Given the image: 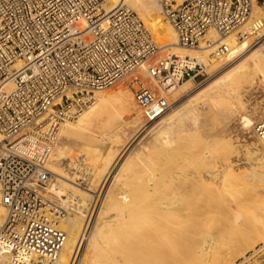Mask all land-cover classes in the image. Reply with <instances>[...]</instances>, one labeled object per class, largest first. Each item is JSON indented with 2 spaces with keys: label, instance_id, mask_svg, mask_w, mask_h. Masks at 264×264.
I'll return each instance as SVG.
<instances>
[{
  "label": "bare ground",
  "instance_id": "obj_1",
  "mask_svg": "<svg viewBox=\"0 0 264 264\" xmlns=\"http://www.w3.org/2000/svg\"><path fill=\"white\" fill-rule=\"evenodd\" d=\"M119 6L135 8L152 37L162 41L161 48L177 56L195 57L210 67L213 61L208 55L218 43L233 44L223 57L227 64L247 47L251 34L241 39L236 33L219 38L209 31L198 48H184L164 20L158 0H108L103 9L110 12ZM259 20L264 21V10L253 1L250 23L241 31ZM263 25L256 26L257 33ZM250 57L244 71H228L217 78L207 98L186 108L179 105L164 116L147 134L155 143H147L139 152L133 150L141 162L125 171L120 168L110 181L111 161L117 163L129 152L135 134L147 124L136 112L132 92L122 87L97 91L76 119L61 122L47 168L57 176V190H64L61 203L74 213L56 222L65 237L55 264H243L256 256L264 247V145L253 127L264 114V50ZM13 67L19 69L22 64ZM191 84L184 80L172 95H188ZM4 88L10 90L11 81ZM108 101L126 109L132 120L115 123L110 140L100 142L86 121ZM214 126L217 131L218 126L223 129L220 134ZM68 132L81 146L120 141L116 156L102 168L108 167L102 181L92 172H81L73 158H63L65 145L58 135ZM213 137L219 148L211 147L208 138ZM63 163L66 169L60 168ZM71 167L73 175L64 172ZM76 173L91 187L79 188L74 182ZM107 180L102 204L88 227L92 193L99 192L94 188L99 183L102 190ZM4 214L0 197V223Z\"/></svg>",
  "mask_w": 264,
  "mask_h": 264
},
{
  "label": "built area",
  "instance_id": "obj_2",
  "mask_svg": "<svg viewBox=\"0 0 264 264\" xmlns=\"http://www.w3.org/2000/svg\"><path fill=\"white\" fill-rule=\"evenodd\" d=\"M107 1L0 0V264H55L59 256L65 233L56 222L72 210L62 194L56 198L47 163L61 122L133 73L134 102L153 121L171 109L175 89L202 69L195 57L161 55L137 13L127 6L106 12ZM158 1L184 48H198L209 31L241 39L263 22L241 31L257 0ZM227 52L218 43L213 54ZM253 128L264 145V114ZM243 264H264V247Z\"/></svg>",
  "mask_w": 264,
  "mask_h": 264
},
{
  "label": "rangeland",
  "instance_id": "obj_3",
  "mask_svg": "<svg viewBox=\"0 0 264 264\" xmlns=\"http://www.w3.org/2000/svg\"><path fill=\"white\" fill-rule=\"evenodd\" d=\"M261 1L262 0H257V4L259 6H261ZM133 10L138 14V12H137V10L135 8ZM138 16H139V14H138ZM140 19L143 21V19L141 17H140ZM249 23H250V21H249ZM249 23L247 25H249ZM263 23H264V21H263ZM147 29L149 30V32L152 35V30L149 27H147ZM233 33H231V34H233ZM231 34H229V35H231ZM229 35H227L225 37H222V38H226ZM249 36L250 37H249V40H248L247 47H245V49L243 51L235 54L233 56V58L227 64H225L226 60L223 58L224 55L223 56H215L213 54L215 49L212 52H210V56L208 55V58L211 59V61H213V63H212L213 67L212 66L211 67L210 66H206V65H203V63H201L202 64V69H201L200 73L198 74V76L195 78V80L192 81L191 91L189 92V94L188 95H182L180 93L179 95H172L171 96V101H172L173 104H172L171 109L165 115H163L162 117H160L158 119H155L157 121L153 120V121H150L148 123V121L145 120L143 112L135 104V102L133 100V104H134V106L136 108V112L138 110V115H139L140 119L147 123L145 125V127L147 126L148 128H147V130L143 131V129L145 128V127H143V129L138 131L139 133L137 132L135 134V136H134L135 142L131 145L129 152H127L120 159V161L119 160H118V162L116 161L118 163V165L114 161H111L114 164V166L112 168L113 171H110V173H109L110 175H108L109 176V178H108L109 181L111 180V178L113 176H116V173L118 172V170L120 168L123 169V170L121 169L120 171H125V169H128L130 167L133 168L134 165H136L137 163L141 162L142 157H140L139 154H134L133 150L134 149H138V152H139L140 151L139 149H141L147 143L151 144V145L155 143L154 139H151V137L147 136V134L153 128H155V125H157L164 116H167L170 112H172L174 110V108H176L179 105H182L181 108H186L189 105H193L195 103L201 102L202 100L207 98V92L215 90L214 87L212 89H209V86L212 83H215V80L217 78H219L221 75H223L224 73H226L228 71L231 72L232 70H233L232 72L244 71L246 69V67L249 65V63L251 61V57L250 56L254 52L261 53L264 50V25L262 26V29L260 30L259 33H257V34L255 33V34H252V35H249ZM160 41L161 40H158V39L156 40V42H157V44L159 46L161 45V42H162V41L161 42ZM227 46L230 48L231 46H233V44H228ZM165 52H171V51L169 49L163 48V49H161L160 54L162 55ZM220 60H221V62H220ZM218 61L220 63L224 62V64H220ZM238 65L240 67L235 69V67L238 66ZM142 74L144 75V73H142ZM133 75H135V73L124 77L119 82H117V83L111 85L110 87H108L106 89H103V90H101L99 92H107V91H109V89L113 90V89H115L117 87L125 88L126 90L131 92L129 84H130V82L132 80ZM118 105L119 104L117 102H113V101L105 102V103H103L101 105L100 108H98L93 114H91L87 118V121H86L87 128L89 129L90 132H93V133H95L97 135V138H98V140L100 142H108V140H110V138L112 137V133H113V132H111V130L113 129V126H114L115 123H117L120 120H125L126 122L132 120L130 118V115H128V111L126 109H124V108L119 107ZM131 117L133 118V116H131ZM74 119H76V118H74ZM217 128H218V130L220 129L219 130L220 132L217 131L215 126L212 129H214L215 132L220 134L223 129L220 126H218ZM206 129H208V128H206ZM58 137L60 139H62V142L65 145L63 158L64 159L73 158L74 162L78 164L79 169H81V172H83V173L92 172L93 174L96 175V177L98 176V178L99 177L101 178L100 181H102V179L104 178V175L107 173V170H108V167H107V169H102V168H104L105 166L108 165L109 161L111 160L110 158L117 151V149H116L117 146L120 145L119 144L120 141L119 142L117 141V142H112L111 144H109V146H107V145L102 146L101 145L99 147L96 144H93L91 146L90 145L89 146H81L78 142H75V140H77V139H75V136L72 133H69V132L65 133L64 135H61V137L58 135ZM209 139L210 140L212 139L211 140L212 143L210 144L211 147L216 148L217 147L216 145H218L214 141L216 138L213 137V138H208V140ZM213 142H214V144H213ZM220 146L221 145L219 143L217 148H219ZM120 152H121L120 153V155H121L122 151H120ZM115 156H116V154H115ZM115 156H114V158H112V160H115ZM64 164L65 163L60 165V168L66 169ZM109 168H110V164H109ZM71 169H69L68 171L66 170L64 172H66L68 175H73L74 174L73 172H75V169L72 168V167H71ZM120 173L122 175L124 174L123 172H120ZM106 176H107V174L105 175V177ZM54 177L56 178L55 179L56 186H59L58 179H57V176L55 174H54ZM79 177H80L79 174L76 173V176L74 177V182L77 184V186L79 188H82V189L86 188L87 189V188L91 187L89 181L80 180ZM108 180H107V183L104 182L105 186H104V188H102V190L100 188V184L99 183H98V185H96V188H94L95 191L99 190V192L94 193V194L92 193L93 197H92L91 202H90L91 203V206H90L91 208L89 207V210L90 211L92 210V211L91 212L88 211V213L90 212L89 216H90L91 221H90V225L88 227H90L93 224V222H94V220H95V218L97 216L96 213L98 211V208L102 204V200L104 198L103 195L106 193L105 190L107 189V186L109 184ZM103 181H105V180H103ZM62 192H64V190H56V192H55L56 193V198H58L57 196H60L61 194L63 195L64 193H62ZM227 197H228V199L230 198V196L227 195L226 199H227ZM54 201L56 203V200H54ZM73 213H74L73 211H70L69 215L73 214ZM64 217H66V215H64ZM60 219H62V218H60Z\"/></svg>",
  "mask_w": 264,
  "mask_h": 264
}]
</instances>
